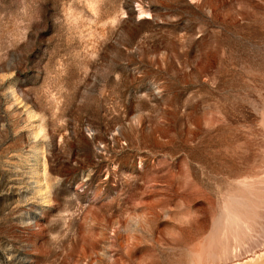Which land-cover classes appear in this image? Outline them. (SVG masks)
<instances>
[{"label": "rangeland", "instance_id": "obj_1", "mask_svg": "<svg viewBox=\"0 0 264 264\" xmlns=\"http://www.w3.org/2000/svg\"><path fill=\"white\" fill-rule=\"evenodd\" d=\"M263 253L264 0H0V264Z\"/></svg>", "mask_w": 264, "mask_h": 264}, {"label": "bare ground", "instance_id": "obj_2", "mask_svg": "<svg viewBox=\"0 0 264 264\" xmlns=\"http://www.w3.org/2000/svg\"><path fill=\"white\" fill-rule=\"evenodd\" d=\"M259 184V183H258ZM196 257V256H195ZM189 260H190V258H189ZM193 260H194V257H193ZM192 261V260H191ZM190 261V262H191ZM248 261H250V260H248ZM193 262V261H192ZM191 262V263H192ZM244 262V261H243ZM192 264H194V263H192ZM241 264H264V253L261 255V256H259L258 258H256V259H253V261H252V259H251V261L250 262H246L245 261V263H241Z\"/></svg>", "mask_w": 264, "mask_h": 264}]
</instances>
